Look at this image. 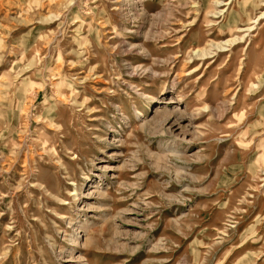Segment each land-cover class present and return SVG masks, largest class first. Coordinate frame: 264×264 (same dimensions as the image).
<instances>
[{
  "label": "rangeland",
  "instance_id": "374dc122",
  "mask_svg": "<svg viewBox=\"0 0 264 264\" xmlns=\"http://www.w3.org/2000/svg\"><path fill=\"white\" fill-rule=\"evenodd\" d=\"M0 264H264V0H0Z\"/></svg>",
  "mask_w": 264,
  "mask_h": 264
},
{
  "label": "bare ground",
  "instance_id": "6f19581e",
  "mask_svg": "<svg viewBox=\"0 0 264 264\" xmlns=\"http://www.w3.org/2000/svg\"><path fill=\"white\" fill-rule=\"evenodd\" d=\"M220 3V2H218ZM227 4V3H226ZM248 29V28H247ZM219 46V45H217ZM168 120V116L166 115V113H163L162 110H156L153 114V116L151 117V119L148 121V126L151 127L153 125H157L163 122H166ZM176 123V122H175ZM162 136V135H161ZM182 137V136H181ZM185 137L180 138L181 140H183ZM175 153V152H174ZM100 194L105 198L106 194L104 192H100Z\"/></svg>",
  "mask_w": 264,
  "mask_h": 264
}]
</instances>
